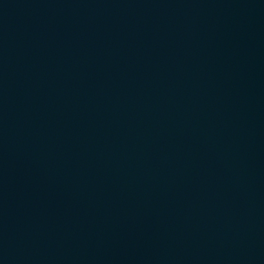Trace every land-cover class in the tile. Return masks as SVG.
<instances>
[{
  "label": "water",
  "instance_id": "1",
  "mask_svg": "<svg viewBox=\"0 0 264 264\" xmlns=\"http://www.w3.org/2000/svg\"><path fill=\"white\" fill-rule=\"evenodd\" d=\"M0 264H264V0H0Z\"/></svg>",
  "mask_w": 264,
  "mask_h": 264
}]
</instances>
